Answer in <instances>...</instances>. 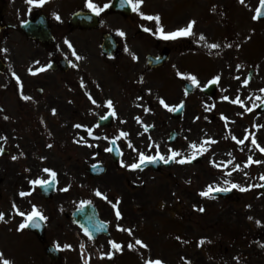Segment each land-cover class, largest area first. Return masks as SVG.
I'll return each mask as SVG.
<instances>
[{
  "label": "flooded vegetation",
  "instance_id": "1",
  "mask_svg": "<svg viewBox=\"0 0 264 264\" xmlns=\"http://www.w3.org/2000/svg\"><path fill=\"white\" fill-rule=\"evenodd\" d=\"M114 1L91 0L101 8L108 5L97 14L88 7V0H46L42 6L29 5L26 0H0V145L5 142L2 148L7 151L0 160L17 169L15 177L9 179L10 184H20L24 193L36 185L33 194H39L41 183L33 181L43 183L52 178L55 185L53 196L45 199L40 195L43 205L35 207L44 217L42 237L19 228L26 242L22 247L25 264H81L80 259L76 261L71 256L77 230L72 213L85 203H92L107 225L106 235L90 241L96 258L89 259L87 264H119L120 250L111 242L123 248L126 234L140 232L142 215L146 221L164 212L179 233L186 231L189 218H195L202 230L205 224L211 225L201 217L204 211H196L192 217L185 204L192 196L196 200L201 196L197 191L198 169L204 158L201 147L188 145L190 124L183 116L185 108L176 118L171 116V110L165 111L168 119L156 108L161 99L167 105L183 101L186 107L183 87L189 79L188 65L197 64L192 54L203 52L199 42L203 41L205 32L195 22L188 36L165 39L161 35V30L165 34L176 32L195 21L187 22L185 15L172 17L178 9L184 11V0H148L147 7L141 8L140 4L138 11H133L131 4L118 10ZM210 3L213 5L212 0ZM148 16H159V20L152 23L154 19H147ZM105 34L117 43L111 57L100 50ZM223 69L230 71L229 65ZM156 81L163 92L158 93L162 97L158 99ZM218 85L216 80L213 97L221 103L223 95L219 94ZM108 101L112 102L111 107ZM106 116L109 118L105 119ZM213 119H217V114ZM43 136L65 140L40 146L31 141ZM172 152L179 155L168 159ZM39 153L49 158L42 165L36 159ZM140 153L158 158L148 165L130 168L131 164L139 163ZM161 156L168 162L160 159ZM181 159L192 161L179 163ZM93 164L103 167L100 175L87 171ZM37 172L42 173L41 178L35 176ZM5 181L7 178L0 176V185ZM79 185L84 192L77 194L80 198L77 202ZM97 191L101 195H96ZM234 195L231 188L222 200ZM27 196L19 195L13 201L26 214L22 216L25 221ZM117 211L121 214L119 218ZM9 212L12 220L18 215L17 210ZM212 217L217 233L225 238L231 236L230 241H234L238 231V236L243 235L241 250L251 245L246 242L251 235L250 222L244 220L245 227H240L236 225L238 221L234 222L235 226L220 215ZM220 235L212 248L215 264L236 261L239 264L241 255L247 258L243 252L235 258L230 251L233 244L229 247ZM179 242L185 248L187 240L182 234ZM49 246L59 251L56 259H50L46 253ZM202 246L197 252L204 261ZM256 248L264 250V245ZM134 249L136 256L137 248ZM149 249L152 258L156 257V250ZM162 251L167 254L168 250ZM174 257L175 262L185 264L182 258H176V253Z\"/></svg>",
  "mask_w": 264,
  "mask_h": 264
},
{
  "label": "rangeland",
  "instance_id": "2",
  "mask_svg": "<svg viewBox=\"0 0 264 264\" xmlns=\"http://www.w3.org/2000/svg\"><path fill=\"white\" fill-rule=\"evenodd\" d=\"M147 2L148 0H143L141 8L142 6L146 8ZM212 2L213 5L207 7L210 0H184L182 2L184 11L181 12L178 9L177 13L172 15L174 19L185 15L187 22L190 19L195 20L200 29L205 32V37L199 44L207 50L206 52L203 49V52L192 54L193 57L195 56L194 60L197 64L188 65V77L194 76L197 83H194L193 93L187 96L183 116L186 117L187 124H190L189 130H187L188 145L191 148L193 144L198 145L201 147L200 152L204 155L198 169L199 184L203 186L197 187L198 193L209 186L236 184L239 187L234 188L235 195L228 200L203 199L201 196L197 200L195 196L186 200L185 204L188 205L189 212H192L190 214L192 217L200 208L204 209V216L201 217L205 222L210 221L211 223L210 228L205 226L206 230H202L195 218L187 219L189 225L186 231L179 233L177 229L174 230L173 222L164 212L160 215L155 214L156 217L146 221L142 219V215L140 227L146 226L149 229L140 230V234L144 235V238L140 235L143 239L136 236L134 241L128 235L124 236L122 250L123 256L127 258L123 257L120 264H146L148 261H143V258L152 260V253L148 248L156 250L155 256L163 261L162 264H179L175 262L174 253H176V258H182L181 261L185 264L194 262L215 264L212 260L215 258L212 248L220 235L216 232V225L213 223L212 216L215 214L222 216L234 225V222L238 221L236 225L240 227H245V221L250 222L251 235L246 242L251 245L247 246L246 244L247 250H241V246L244 248L243 235L238 236V231H235L237 235L235 234L234 241H230L231 236L225 238L220 235V239L228 243L229 247L230 244H233L232 248L234 249H230V251L235 254V258L242 252L247 255V258L241 255L242 262L239 264H261L260 261H263L262 264L264 263V250L256 248L257 245H264V193L259 189L262 182L261 177L264 176V152L260 151V148H264V114L256 111V105L264 97V91H261L264 89V23L256 22L257 20L253 18L258 0H243V3L241 0H212ZM155 21L157 20H152V23ZM223 26L226 28V33L223 32ZM212 45H218V47H212ZM133 46L134 44H132ZM228 65L230 71L223 69ZM194 66L196 67L193 70L191 67ZM219 68L221 72H219ZM250 68L254 70L253 77L248 84H245L244 81ZM216 77H219L218 92L223 95L221 103H217L214 97H208L201 93V88L215 80ZM159 86L160 83L156 81L154 85L157 92L156 99L161 97L159 94L163 93L162 86ZM224 97H228V99L226 100ZM237 98L243 104L233 103ZM168 106V108L163 104L156 106L163 118L167 119L168 116L165 117L164 112L169 111L174 104ZM248 108H251L252 111H246ZM214 114H217L219 121L212 119ZM245 137L248 138L245 139ZM253 138L260 146L259 148L252 144ZM60 140L64 142L65 139L61 137L44 138V136L37 141L31 139L39 146L41 143L48 145L52 141L59 142ZM240 140H244V143L240 144ZM4 145L5 142L0 147ZM148 146L150 147V145ZM40 154L36 156V159L39 158L38 163L42 165V161L45 162L49 158H46L45 155L39 156ZM248 156L251 157V161ZM256 161H260V163H256ZM3 163L6 165L3 166ZM243 163L247 164V167H244ZM237 165L239 168H236ZM16 170L14 165H9L8 161L0 160V176L7 178V181L0 185V213H4V220L0 221V254H2L0 255V264H3V260L10 261V264H25L23 251L19 246L23 247L26 242L22 235L16 232V230L19 231L20 222H24V217L18 214L12 220L9 212L18 209L13 201L15 195L19 196L23 189L20 184H10L9 179L15 177ZM35 176L41 178L42 173L37 172ZM82 188V185L76 188L77 202L80 200L77 194L81 195V192H84ZM241 188L246 190L241 191ZM27 190L29 189L27 188ZM28 195L26 198L29 202L28 212L32 210V207L39 206L40 203L43 205L39 194ZM196 203L198 204L195 205ZM148 232H150L149 238L146 236ZM136 234L139 235V233ZM180 234L184 240L185 238L188 240L185 248L179 242ZM137 238L142 244L136 243ZM202 241L204 261H201L200 253L197 252ZM129 244L137 248L136 256L134 255L135 249L129 248ZM162 249L168 250L167 254ZM139 256L140 260H137ZM153 258L155 260V257ZM225 258L228 259V256Z\"/></svg>",
  "mask_w": 264,
  "mask_h": 264
},
{
  "label": "snow or ice",
  "instance_id": "3",
  "mask_svg": "<svg viewBox=\"0 0 264 264\" xmlns=\"http://www.w3.org/2000/svg\"><path fill=\"white\" fill-rule=\"evenodd\" d=\"M26 2L29 4V5H36V6H42L46 0H26ZM126 3L128 4H131L132 5V9L133 11H138L139 9V5L143 2V0H125ZM241 3H243V0H241ZM88 7L90 9H92L95 13L99 14L100 12L104 11L105 8L108 7V5H104L103 8L99 7L98 5L94 4L91 2V0H88ZM264 8V0H260V7L256 9V15L253 17L254 19H258L260 17V15L264 14L261 12V9ZM142 14V13H141ZM143 15V14H142ZM147 19H156L157 21L159 20V16H156V17H151V16H148L146 17ZM57 19H59V16H57ZM195 24V21H192L190 22L186 28H182V29H179L177 30L176 32H172V33H163V31L161 30V35H163V38L165 39H174L178 36H188L191 34V29L193 27V25ZM67 43V41H66ZM71 47V45H69ZM212 47H218V45H212ZM4 51H7L6 49ZM79 59V57H78ZM17 79L19 80V77H17ZM190 79L192 80L193 83H197V80L196 78L193 76V77H190ZM215 80H219V77H216ZM245 84L248 83L247 80L244 81ZM261 91H264V89H262ZM25 99H30L29 97H24ZM224 99H228V97H224ZM241 103L243 104L242 101H239V99L237 98V100H234L233 103ZM93 103H95V101L93 100ZM108 106L111 107L112 106V102L111 101H108ZM161 104L164 105V107L168 108L169 106L165 103V101L163 99H161L160 101ZM169 110L171 111H176L177 109L176 108H170ZM246 111H252L251 108H248L246 109ZM5 119H7V117H5ZM75 127H81V125H75ZM89 134L91 135V130H89ZM122 136L124 135H127L126 133H121ZM235 139V137H233ZM248 137H245V139H247ZM252 144L256 145L258 148L260 147L259 145H257V142L255 140V138L252 139ZM240 144H243L244 143V140H240L239 141ZM193 148L196 147L195 144L191 145ZM106 151H111V149H106ZM260 151L261 152H264V148H260ZM3 152V149H0V153ZM177 155H179V153L177 152H172V156L169 157L168 159H174ZM194 158V156L192 157ZM13 159H16V157L14 156ZM156 159V157H153V156H146L144 153H140V159H139V163H133L131 164L129 167L132 168V169H136V168H139L141 164L145 163V162H152ZM160 159L164 160L165 163L168 162V160H166L163 156L160 157ZM249 160L251 161V157H249ZM179 163H186V162H190V159L188 160H184V159H181L178 161ZM256 163H260V161H256ZM236 168H239V165L236 166ZM44 171L48 172L50 171L49 169H45ZM53 176H55V173H52ZM262 179H264V177H261ZM32 183H42L41 181H33ZM239 187L238 185L236 184H232L231 185V188H237ZM212 187L209 186V189L208 191H203L200 193L201 196H208L209 193L212 191ZM216 191H221V192H226V191H230V188H226V187H217L215 189ZM241 191H244L246 189L244 188H241L240 189ZM29 193H24V192H21L20 195L21 196H24V195H28ZM96 195H101V193L99 191H97ZM106 198V197H105ZM13 207L15 208V205H13ZM200 211H204L203 208H200L199 209ZM17 212L20 216H25L26 214L24 212H20L18 209H17ZM120 212L117 211L116 212V216L119 218L120 217ZM39 218V219H44V217L41 216V214L35 209L33 208L32 212L30 214H27V219L24 223L20 224V229H23L24 227H26L29 223H33L36 221V219ZM4 220V213H0V221H3ZM259 223V222H258ZM36 226H38V223L36 224ZM124 230V229H122ZM127 231H131L130 229H128ZM112 243V246L117 249V250H121V245L120 244H117L116 242H111ZM137 244H142L141 241L137 240L136 241ZM203 243V241L201 242ZM144 247H147L146 245H143ZM66 247H69V246H66ZM129 248L133 247V245L129 244L128 245ZM2 255V254H0ZM3 264H10V261L8 260H3ZM146 264H162L161 261L159 260H156V261H148L146 262Z\"/></svg>",
  "mask_w": 264,
  "mask_h": 264
},
{
  "label": "water",
  "instance_id": "4",
  "mask_svg": "<svg viewBox=\"0 0 264 264\" xmlns=\"http://www.w3.org/2000/svg\"><path fill=\"white\" fill-rule=\"evenodd\" d=\"M105 41H106V40H105ZM108 44H109V46L111 47V44H110L109 42H104V43H103V50H104V51H109V50L107 49ZM110 51H111V50H110ZM212 87H213V85L210 84V85H209V89L207 90L209 93H211V91H212ZM191 89H192V86H191L190 84H187V85H186V91H187V92H190ZM182 107H183V104L179 105L178 108H177V110L174 111V114H175V115H179V114L181 113V111H182ZM262 107H263V108H260L261 111L264 110V104H263ZM41 188H42V192L45 194V196H48V195L51 194L50 191H52V190H50V188L47 187V185H43V186H41ZM262 189L264 190V185L262 186ZM88 211H89V210L87 209V207H86V208L83 207V208H82L77 214H78L79 216H82V217H81V220H82V219H84V217H85L84 214L87 213ZM92 215H93V214H92ZM92 218H94V217H92ZM80 225H81V226L83 227V229L86 231V227H85V225L82 224V223H80Z\"/></svg>",
  "mask_w": 264,
  "mask_h": 264
}]
</instances>
